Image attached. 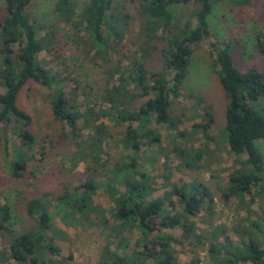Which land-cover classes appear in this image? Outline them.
<instances>
[{
    "label": "rangeland",
    "instance_id": "374dc122",
    "mask_svg": "<svg viewBox=\"0 0 264 264\" xmlns=\"http://www.w3.org/2000/svg\"><path fill=\"white\" fill-rule=\"evenodd\" d=\"M72 1L75 12L71 22L63 20L57 12L58 0H33L27 12L39 27H45L38 36L46 42L45 50L38 55L40 64L53 72L60 88L67 97H75V103L80 107L82 116L77 131L74 136L71 128L53 115L51 100L58 85L47 88L36 82L27 83L19 94L17 104L32 117V125L28 129L35 136V144L27 150L18 136L3 124L0 125L3 134L0 205L9 206L12 229L19 235L36 230L37 223L30 208L33 199H41L48 207L55 227V232L48 234L50 241L46 243L51 242L61 250L60 256H43L53 263L128 264L141 251L144 235L138 228L120 233L115 231L120 224L113 217L116 207L114 198L124 193L125 188L121 184L108 187V183L113 178L116 166L123 161L129 163L134 152L127 147L128 124L114 121L116 112L110 111L111 104L106 101L107 91L118 87L121 76L130 81V76L136 73V68L132 67L136 61L138 64L144 62L149 71H162L166 66L163 50L168 47V36L159 33V38H165L148 42L141 26L143 16L140 11L141 5L146 2L136 0L135 3H126V9L119 11L130 14L134 19L127 27H122L124 34L121 42L110 37L109 57L105 58L98 54L99 49L93 46L84 28L82 15L90 0ZM119 1L121 5L125 0ZM5 8V1L1 0L0 19L4 17ZM196 8L194 4L172 6L169 10L173 13V24L184 28L190 22L194 28L197 24ZM77 22L80 23L78 28ZM208 23L210 36L198 45H192L193 55L180 96L177 99L171 97L172 125L160 124L153 118L148 128L159 135L157 143L141 139L143 146L138 154L136 179L148 176L152 189L149 200L167 199L165 207L171 213L184 212L175 188L202 183L214 199L198 216L190 218L194 222L195 233L206 237L202 244H191L184 237L182 229L162 228L149 236L150 239L161 235L172 236L174 242L171 247L178 264H253L239 260L248 251L245 245L247 238L243 233L251 225L262 224L264 197L257 196L250 206L241 205V199L233 197L227 202L223 197L230 175L247 168L242 163L247 157L245 155L239 159L227 143L229 98L217 74L215 45L233 46V62L239 71L256 70L264 76V53L257 43L260 33L264 31V0H216ZM47 29L58 33L57 41L51 46L47 45L51 37ZM148 46L156 49L151 51L147 49ZM14 50L18 51L19 46H15ZM145 52L149 55H144ZM168 72L169 76L174 75L171 70ZM112 75L115 77L112 78ZM147 78L152 83L150 75ZM128 89L133 90V86ZM139 100L144 102L147 98ZM90 108L94 110L93 118L84 117ZM102 110L105 116H102ZM259 110L264 113V101L260 103ZM205 114L214 117L207 135L201 129L194 132L193 128L202 122V115ZM96 127L103 128L104 135L101 136L103 142L97 144L94 150L91 141L97 135ZM256 144L260 145L264 154V141L259 140ZM178 147L186 150L191 157L194 150H202L201 159L196 164L193 162L195 168L185 166L183 158L176 152ZM15 148L24 149L29 158V167L22 179H15L11 174ZM79 153L86 159L75 165ZM89 167H95L97 173H101L95 178L98 189L91 197L92 207L97 212H92L89 220H86L79 218L80 213L74 214L72 209L71 215L58 209V198L68 191L71 194L80 191ZM249 202L250 198L246 197L245 203ZM220 227H224L227 234L219 236V241L223 242L227 236L231 246L230 254L222 249L217 260L209 252V237ZM4 233L0 236L1 250L4 247L7 249L8 245L6 239L8 241L9 236L6 237L7 233ZM113 253L124 261H116ZM4 262L18 264L13 260ZM137 264L154 263L151 259L139 257Z\"/></svg>",
    "mask_w": 264,
    "mask_h": 264
},
{
    "label": "trees",
    "instance_id": "16d2710c",
    "mask_svg": "<svg viewBox=\"0 0 264 264\" xmlns=\"http://www.w3.org/2000/svg\"><path fill=\"white\" fill-rule=\"evenodd\" d=\"M1 1V0H0ZM6 4L4 17L0 19V125L10 129L22 142V146L31 149L35 144V136L28 129L32 125V117L20 109L18 97L21 90L29 82H36L40 85L51 88L58 85V89L52 97V112L56 120L71 128L73 135L77 131L78 122L82 116L80 107L75 103V97H67L66 92L60 88L53 72L42 66L38 60V55L45 50L46 42L38 38L40 32L45 27H39L36 21H32L27 9L33 0H4ZM141 5V15L143 20L141 26L147 37V41L164 39L159 38V33L167 34L168 47L163 50V57L166 66L162 71H149L145 63L134 62L132 67L136 68V73L130 76V81L125 77H120L118 87H112L107 91L111 104L110 111H115L113 116L117 124H128L127 147L131 148L134 155L130 157L129 163L123 161L119 163L110 179L108 187L114 184H121L125 192L114 198L115 211L113 217L120 224L115 231L120 233L127 229L138 228L142 231L143 245L141 251L135 255V259L128 264H137L139 257L153 260L154 264H178L174 256L171 243L174 238L170 235H161L155 239L149 236L162 228L173 230L182 229L184 237L191 244L200 245L203 243L204 235L195 233L194 222L190 218L198 216L207 206L214 201L208 188L196 182L188 187L175 188V194L180 203L184 206V212L171 213L165 207L167 199L157 198L149 200L152 194L150 178L146 175L136 179V168L138 154L143 146L141 139H147L150 143L156 144L159 135L149 130V125L153 118L160 124L172 125L171 108L173 101L171 97L177 99L184 85L187 71L193 55L192 45H198L203 39L210 36L208 18L212 12L213 2L216 0H144ZM136 0H125L120 4L119 0H90V3L83 13L85 30L91 38L93 46L97 47L98 54L109 57L110 37L121 42L124 31L122 27H127L130 23V14H124L120 9H126V3H135ZM194 4L197 6L195 18L197 24L192 27L189 22L184 28L173 24V13L169 10L172 6ZM176 9V8H175ZM57 12L62 19L71 22L75 12V4L72 0H58ZM174 10V9H173ZM80 23L77 22L78 28ZM51 37L47 40V45L57 41L58 33L50 31ZM258 47L264 53V31L258 37ZM119 44V43H118ZM19 50L15 51V46ZM149 50H155L153 46H148ZM220 83L229 98L227 108V143L231 152L239 159L246 155L242 163L246 169L237 171L230 175L228 187L223 190V197L228 202L233 197L241 199V205H252L256 197H264V154L257 141H264V113L260 111V103L264 101V76L256 71H239L233 62V46L224 44L223 47L215 45ZM144 55L148 56L146 52ZM169 70L174 75L169 76ZM150 75L151 82L147 78ZM114 78L115 75H112ZM133 86V90L128 88ZM2 90L5 92L2 93ZM139 91L134 94V92ZM147 98L140 102L139 99ZM133 105V108L131 107ZM102 116L105 111L102 110ZM93 118L94 110L90 108L84 115ZM202 122L194 125L196 132L198 129L206 134L214 123L211 114L202 115ZM87 118V120H89ZM136 125V126H135ZM96 137L91 141V147L95 150L97 144L103 142L101 136L104 135L103 128L96 127ZM93 139V138H92ZM3 143V134L0 131V149ZM101 151V150H100ZM185 166L195 168V165L202 156V150H194L193 157L186 150L176 149ZM78 158V159H77ZM74 164L80 160H85L86 156L79 153ZM97 159V157L95 158ZM29 167V158L22 148H15L13 160L11 162V174L15 179H22ZM105 169V168H103ZM98 169L89 167L85 181L82 182L80 191L74 193L66 192L58 198V209L73 213H80L79 218L89 220L92 212H97L92 207L91 197L98 189L95 181ZM249 197L250 202L245 203V198ZM172 204V202H171ZM245 205V206H246ZM30 213L35 219L37 226L33 232L15 234L11 223V210L7 205H0V236L7 233L9 236L7 249L0 248V264L5 260H13L18 264H56L43 256H60L61 250L49 240L48 234L54 233L55 227L52 224V215L48 207L41 199H33ZM103 223V222H102ZM262 224L256 223L244 231L245 242L248 249L246 256L240 261L253 264H264V219ZM227 234L224 227L216 229L209 237L211 243L210 254L219 259L222 249L226 254H230L229 237L219 241V236ZM193 238V239H190ZM50 241V240H49ZM5 249V250H4ZM4 255H6L4 257ZM116 261L123 262L116 254ZM4 257V258H3ZM6 258V259H5ZM71 258V257H70ZM231 260V259H229ZM57 264H59L57 262ZM60 264H64L60 263Z\"/></svg>",
    "mask_w": 264,
    "mask_h": 264
}]
</instances>
